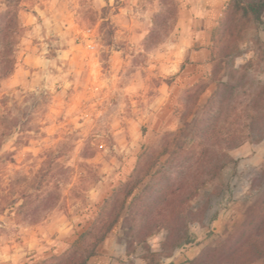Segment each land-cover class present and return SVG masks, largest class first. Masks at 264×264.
I'll use <instances>...</instances> for the list:
<instances>
[{"label": "rangeland", "instance_id": "1", "mask_svg": "<svg viewBox=\"0 0 264 264\" xmlns=\"http://www.w3.org/2000/svg\"><path fill=\"white\" fill-rule=\"evenodd\" d=\"M166 1L174 14L152 37L162 0L21 1L15 69L0 81V264L66 251L138 161L182 126L188 92L200 91L193 107L202 111L216 86L212 33L230 0ZM5 6L0 0V12ZM89 27L94 50L84 35ZM237 40L236 65L258 59L264 22L248 23ZM251 72L264 80L262 66ZM229 153L221 176L192 199L206 211L190 223L195 241L157 254V264H192L245 219L259 194L252 180L264 168V138ZM42 170L49 171L44 187L61 197L30 222L10 206L34 191ZM166 234L162 228L148 237L149 248L128 252L119 223L87 264H148ZM253 264H264V256Z\"/></svg>", "mask_w": 264, "mask_h": 264}, {"label": "trees", "instance_id": "2", "mask_svg": "<svg viewBox=\"0 0 264 264\" xmlns=\"http://www.w3.org/2000/svg\"><path fill=\"white\" fill-rule=\"evenodd\" d=\"M3 1L6 6L0 12V81L15 69L22 0ZM166 2L162 0V11L155 15L149 37L157 34L167 17L174 14L165 7ZM263 14L264 0H230L212 33L218 57L213 66L216 86L202 111L195 114L193 107L200 91L188 92L182 126L175 132H167L160 147L153 149L145 161H138L133 173L103 199L93 221L66 251L32 264H87L119 223L128 252L139 244L148 247L149 236L162 228L167 230L162 251L148 250L151 255L148 264H157V254L195 241L190 223L202 220L206 211L205 207H194L192 199L233 161L230 150L264 138V80L251 72L260 66L264 70V48L260 46L256 60L250 58L241 65L235 62L240 52L237 38L248 23H263ZM48 170L40 172L37 186L34 191L24 193L22 202L18 199L11 202L10 207L30 222L43 218L61 197L56 188L44 187ZM261 186H264V168L252 180V187L259 194L248 206L243 222L223 241L201 250L192 264H253L264 256V187Z\"/></svg>", "mask_w": 264, "mask_h": 264}, {"label": "built area", "instance_id": "3", "mask_svg": "<svg viewBox=\"0 0 264 264\" xmlns=\"http://www.w3.org/2000/svg\"><path fill=\"white\" fill-rule=\"evenodd\" d=\"M84 35H86L88 39L87 47L90 50H94L96 48L95 40L91 37L93 35V29L91 27L84 30Z\"/></svg>", "mask_w": 264, "mask_h": 264}]
</instances>
